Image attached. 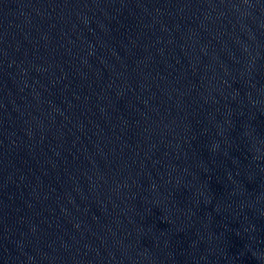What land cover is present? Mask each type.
<instances>
[{
    "label": "water",
    "instance_id": "1",
    "mask_svg": "<svg viewBox=\"0 0 264 264\" xmlns=\"http://www.w3.org/2000/svg\"><path fill=\"white\" fill-rule=\"evenodd\" d=\"M0 264H264V0H0Z\"/></svg>",
    "mask_w": 264,
    "mask_h": 264
}]
</instances>
